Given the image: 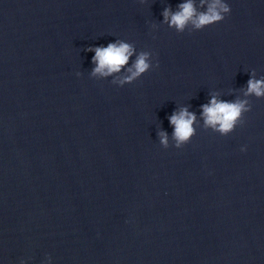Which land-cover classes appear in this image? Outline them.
<instances>
[{"label": "water", "instance_id": "obj_1", "mask_svg": "<svg viewBox=\"0 0 264 264\" xmlns=\"http://www.w3.org/2000/svg\"><path fill=\"white\" fill-rule=\"evenodd\" d=\"M183 2L0 0V264H264V97L243 94L264 78V0L177 33L161 13ZM116 40L126 67H158L93 76L87 49ZM210 94L247 99L244 123L206 128ZM180 107L196 121L177 149Z\"/></svg>", "mask_w": 264, "mask_h": 264}, {"label": "clouds", "instance_id": "obj_2", "mask_svg": "<svg viewBox=\"0 0 264 264\" xmlns=\"http://www.w3.org/2000/svg\"><path fill=\"white\" fill-rule=\"evenodd\" d=\"M143 3V0H141ZM199 8L194 0H185L177 5V11H172L170 7H165L161 15L169 28L177 33H183L191 25L193 31L202 30L215 23L221 22L230 12L229 5L225 0H199ZM93 52L92 62L95 67L92 69V75L109 76L114 73H120L124 69L128 75L123 76L118 83L123 86L130 84L140 78L150 69L158 67V64L152 63V54L149 51H140L136 53V58L130 67L129 58L133 56L135 48L133 45L116 40L105 46H95L87 49ZM79 76L80 74L77 73ZM117 81H114V83ZM244 96L264 97V78L257 79L255 72L249 73L247 88L244 90ZM201 117L206 128L218 132L224 136L232 132L239 124L244 123L243 114L251 110V105L247 99H237L235 101L218 100L216 94H210L207 104H202ZM196 121V114L189 112L187 107H180L174 110L168 117L169 125L172 126V138L175 141L173 147L179 149L187 144L190 138L195 134L193 124ZM160 145L168 148V134L164 131H158ZM241 151H245L242 147ZM47 264H51V257H45ZM24 264V261H21Z\"/></svg>", "mask_w": 264, "mask_h": 264}]
</instances>
